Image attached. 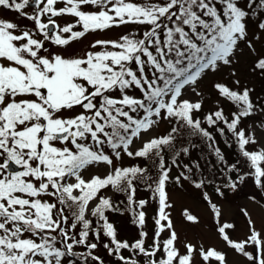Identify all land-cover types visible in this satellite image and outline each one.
Listing matches in <instances>:
<instances>
[{
    "label": "snow or ice",
    "instance_id": "6c2138e0",
    "mask_svg": "<svg viewBox=\"0 0 264 264\" xmlns=\"http://www.w3.org/2000/svg\"><path fill=\"white\" fill-rule=\"evenodd\" d=\"M0 8L31 22L0 19V264H105L101 246L115 264H195L197 254L228 264L214 248L186 242L180 251L167 189L214 183L192 159L195 138L221 166L218 195L248 179L264 192V119L244 125L264 117V99L253 98L234 67L243 44L256 57L249 71L264 78L255 47L264 42V0H0ZM62 17L74 22L61 25ZM121 28L128 30L69 51L89 34ZM224 68L232 83L212 82L215 108L204 112L201 86ZM162 122L168 131L153 135ZM215 133L230 134L224 142L238 148L247 171L239 159L229 163ZM125 157L146 163L125 166ZM173 168L181 169L175 177ZM141 188L149 199L137 198ZM203 196L219 225L221 210ZM150 201L157 212L147 243ZM125 212L138 238H122L110 220ZM248 223L242 241L230 238L231 223L217 231L248 264H264V231Z\"/></svg>",
    "mask_w": 264,
    "mask_h": 264
},
{
    "label": "rangeland",
    "instance_id": "374dc122",
    "mask_svg": "<svg viewBox=\"0 0 264 264\" xmlns=\"http://www.w3.org/2000/svg\"><path fill=\"white\" fill-rule=\"evenodd\" d=\"M60 6H63L62 4ZM29 13L32 12V8L29 7L26 9ZM0 19L11 20L18 23L21 26H28L31 24L27 19L19 16L16 12L0 8ZM58 22L63 25L65 22H74V19L71 17H62L59 18ZM126 28L114 29L106 34H89L82 42H74L71 51H79L85 49L90 41H94L97 38H116L122 32L127 31ZM255 29H253L254 31ZM243 48L242 54L239 56V62L234 67L239 73V78L241 84H246L247 86L250 83H253L256 74H253L249 71L253 61L256 59L248 49L242 44ZM255 47L257 51L263 55L264 53V42H256ZM231 71L229 68H224L222 72L212 75L205 81L202 85V90L205 93V108L204 112L212 110L215 108V101L217 95L212 89V82L216 80L223 81L231 85L232 81L228 73ZM263 87V85H261ZM195 99V97H193ZM224 102L226 108L231 109L230 105ZM230 111V110H229ZM261 119L260 115L250 118L247 121V124H252L253 127H256V124L259 123ZM170 125L166 122H162L159 125L158 132L156 134H164L168 131ZM257 136H260V131L257 130ZM133 163L145 164L146 162L137 159L136 161L130 160L127 157L124 159V165L130 166ZM100 166H97L99 169ZM181 169L173 168V171L170 175L175 177L179 174ZM168 193L170 197V203L173 205L171 209H168L170 212V218L173 220L175 230L178 233V244L182 253L185 252L184 244L191 243L199 249L203 246L204 249L214 248L216 250L227 253L228 264H248L247 260L240 254L236 253L232 248H230L227 243L222 239L221 235L217 231L219 225L224 223H231L234 225V228L231 230H226L229 232L230 238L234 241H242L249 234V217L254 222V226L259 231H264V192L261 189L256 188L251 179H248L245 184L239 185L237 191L233 192L231 189H222L225 192L224 196H220L215 192V187L205 186L203 189H196L190 182L183 181L181 186H177L174 181L168 185ZM147 191L138 190L137 198L138 199H149L150 193ZM207 192L212 203L216 204L217 207L221 210V215L219 219V225L217 224V218L208 203L204 199L203 193ZM109 195H112L109 192ZM255 197L254 199L252 197ZM187 210L190 214L195 215L198 220L197 222H189L184 216V212ZM146 211V225L145 231L149 233L147 243H151L152 236L155 231V224L153 217L157 212V205L155 201H150L149 205L145 208ZM247 213V216L245 215ZM110 220L115 224L119 230V235L122 238L132 240L138 238L139 230L138 228L131 223V216L129 213L125 212L123 215L119 213H112L110 215ZM162 238H167V233H162ZM77 251H82L83 249L77 248ZM249 250H252L249 248ZM100 255L105 259V264H115V261L112 257H109L101 246L98 249ZM195 264H218L214 259H211L208 262L203 261V259L197 254L194 257Z\"/></svg>",
    "mask_w": 264,
    "mask_h": 264
},
{
    "label": "trees",
    "instance_id": "16d2710c",
    "mask_svg": "<svg viewBox=\"0 0 264 264\" xmlns=\"http://www.w3.org/2000/svg\"><path fill=\"white\" fill-rule=\"evenodd\" d=\"M263 55H264V53H263ZM261 85H263V87ZM248 86L255 89V92L253 93L254 99L257 96L260 97L261 99H264V78H261L259 75H257V78H255L254 82L250 83V85H248ZM228 104L230 105L231 109L226 108L224 102L221 101V106H223L225 108L226 113L231 112L234 108V106L231 103H228ZM256 116H258V115H256ZM256 116H253L251 118H254ZM247 121H248V119H246L244 121V125L247 124ZM215 135H216V140L218 142V146L224 152L229 163L235 162L239 159L242 161V163L239 165L241 167L242 172L247 171L248 170L247 165L245 163H243V158L239 157V155H238V153H239L238 148L235 147L234 144L232 147H229L224 142V140L226 138L230 139V134H228L227 137H221L218 133H215ZM194 142L197 143L199 145V147L192 151V159L199 160L201 167H202L203 175L206 176L208 179L214 181V183L207 184V186L216 187V185L222 184L224 177L221 175V172H220L221 166L217 164L216 158L210 153L209 149L205 146V144L202 140L194 138ZM184 162L187 163L188 158H185ZM139 190L145 191L143 188H141ZM114 199L117 202H119L120 200H125V203H126V198L124 197L123 194L116 193L114 195ZM121 207L123 208L124 205H121Z\"/></svg>",
    "mask_w": 264,
    "mask_h": 264
}]
</instances>
